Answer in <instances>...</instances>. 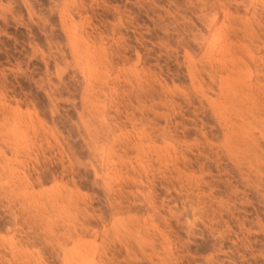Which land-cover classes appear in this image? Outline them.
Returning a JSON list of instances; mask_svg holds the SVG:
<instances>
[{
  "label": "rangeland",
  "instance_id": "374dc122",
  "mask_svg": "<svg viewBox=\"0 0 264 264\" xmlns=\"http://www.w3.org/2000/svg\"><path fill=\"white\" fill-rule=\"evenodd\" d=\"M0 264H264V0H0Z\"/></svg>",
  "mask_w": 264,
  "mask_h": 264
}]
</instances>
